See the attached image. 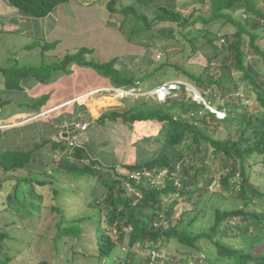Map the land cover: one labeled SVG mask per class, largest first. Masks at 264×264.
I'll return each instance as SVG.
<instances>
[{
    "label": "trees",
    "instance_id": "trees-1",
    "mask_svg": "<svg viewBox=\"0 0 264 264\" xmlns=\"http://www.w3.org/2000/svg\"><path fill=\"white\" fill-rule=\"evenodd\" d=\"M68 1L7 0V4L23 17L43 19ZM131 2L117 9L116 0H110L108 9L147 22L136 5L148 4L151 0ZM155 21L176 25L177 41H188L192 55L202 48L211 49L212 54L203 55L206 69L217 63L222 77L181 71L188 83L205 93L207 103L223 110L226 116L223 120L217 119L201 103L192 102L184 89L165 103L148 98L129 109L105 112L88 131L92 128L94 135L114 140L112 144L104 141L97 145V148H106L107 158L112 157L109 153L119 157L125 147V143L115 142L120 137L116 132L119 126H126L136 139L140 133L134 128L150 130V135L135 140L133 145L143 152L153 145L155 148L149 151L155 155L133 164L117 161L104 167L84 147L70 145L67 139L43 141L35 151L50 144L52 151L60 152L54 171L66 176L94 178L99 183L98 193L93 190L88 203L97 219L84 216L72 220L62 235L81 240V226L89 221L95 243L91 257L110 258L120 244L125 248V258L117 264H152L148 257L152 250L162 255L154 264L172 261L264 264V10L252 0H210L208 17L201 11L183 17L162 9L156 13ZM192 30L203 39L201 47L193 43L194 35L189 36ZM92 53L91 49L81 48L53 63L42 62L32 67L15 61L9 69L0 68L5 78L4 88L22 90L21 83L25 79L44 84L56 74L68 73L72 65L90 68L121 87L138 88L139 79L124 77L115 68L116 60L101 63L89 57ZM254 58L258 66L252 64ZM233 73H237V77ZM240 92L251 104H257L261 112L255 116L248 113L241 105ZM2 105L4 103L0 107ZM217 129L225 130L226 136L209 134ZM36 153H0V170L9 174L4 182L19 180L38 186L52 185V181H36L30 175L35 166L42 170L48 166L49 161L38 159ZM18 172L27 175H11ZM133 174H138L137 180L132 178ZM214 196L220 201H231L232 207L216 208L211 223L202 229L199 223L205 214L203 202ZM179 206L187 207L178 214ZM7 239L8 235L0 231V264L11 262L10 256L3 255V243ZM200 243L209 247L203 251ZM142 251L145 252L143 262L138 257Z\"/></svg>",
    "mask_w": 264,
    "mask_h": 264
},
{
    "label": "rangeland",
    "instance_id": "rangeland-1",
    "mask_svg": "<svg viewBox=\"0 0 264 264\" xmlns=\"http://www.w3.org/2000/svg\"><path fill=\"white\" fill-rule=\"evenodd\" d=\"M252 1L259 8L264 10V0ZM4 2L6 3L7 0H0V8L3 9V12L6 10H4L3 7L5 4ZM120 4H129V2L123 0ZM62 9L63 13L65 12V8L61 7L59 8V14ZM201 13L208 17L209 5L204 7ZM71 15L72 12H69V16ZM238 15L239 14L237 13V16ZM73 16L76 15L74 14ZM105 17L106 20L110 22V25L117 26L119 24L120 20L115 18L110 19L109 13H106ZM242 17H244V14H242ZM5 19L8 20L9 17H6ZM5 23L6 25L4 27L0 25V68L9 69L14 65L15 61H19L21 66L28 67L38 66L42 62L53 63L59 59V55L62 56L67 52L55 49V54L53 53L51 56L42 57L40 55L41 47L47 46L48 44L46 45L45 42L28 36L23 22L10 20ZM133 32L137 33L132 36L130 28L128 26L124 27V33L127 37L129 36L133 39L153 38L152 43H154V45H163L164 47V49H162L163 51H161L162 54L157 53L155 56L156 66L154 71L142 74L140 78L138 77L140 86L144 91L151 90L165 81L181 79L189 82V80L185 78L181 69L195 75L202 74L205 76V74H210L216 78H220L223 75L220 66L217 63H212L210 67L206 69L207 62L203 55L205 53L212 54L211 49L208 47L202 48L200 51H197L192 55V46L188 41L179 40L175 43H167V41L157 39L154 29L146 28L145 21L143 20L136 23ZM193 35V40H195L193 43L197 47H201L203 39L198 36L197 31L195 30H192V33L189 36L191 37ZM169 44H171L170 47ZM25 47H28V50H26ZM46 49H48V46ZM74 51L75 49L73 48L68 52ZM256 61V58L252 60L254 66H258ZM173 65L180 69H175ZM232 75L237 77L238 74L233 73ZM226 82L227 80L225 79L224 83ZM4 83L5 78L0 74V90H3ZM238 97H240L241 105L244 106L251 115L255 116L261 112V108L257 104H251V101L249 102L243 98L242 92L239 93ZM128 98L131 99L132 106L137 103H142L143 101H148V97H141L139 100L136 99L137 97L128 96ZM128 98H122L121 101L125 102ZM125 105V109L131 107V105ZM88 128L89 127H87V129ZM134 130L139 131L140 133L137 137L138 139L146 137L148 134L150 135V130H147L146 128L143 129L137 127L134 128ZM116 132L119 133L120 137H117L115 142L125 143V147L122 145L124 149L122 148L123 151L119 157L117 155L116 160L119 164H133L137 160H146L155 155L149 151L155 148L153 145L145 148V153L134 146V141H137L138 139L129 132V129H127L126 126H119V129L116 130ZM94 134V130L91 128L87 132L76 134L75 139L71 141L69 140L68 144L76 146V143L80 145L82 142H89L90 146L83 145L82 147L87 150L90 156L93 159L100 160L104 167L112 165L113 162L106 161L102 158L104 157L103 153L107 152L105 151L106 148H103L102 146L97 148V145L104 141H108L112 144V141L114 140L109 139V137L106 138ZM209 134L223 138L226 136V131L217 129L212 133L211 130ZM9 135L8 139L10 143L13 139H16L15 137L17 133L10 131ZM2 148H4V150H13L12 147H9V144H5L4 147L0 144V151ZM42 152L44 155H39V157L42 158L41 160L44 162L49 161L48 166L45 167L44 170H42L40 166H35L34 173H31L30 175H32L36 181H52V185H50V183L45 184V186H38L32 182L29 183V181L19 182V180L4 182L5 177L9 176V174H4L0 170V178L2 181L0 182V231L8 235V239L3 243V255L7 254L11 257V262L9 264H117L122 262L125 258V248L120 244L110 258L98 260L95 257H91L95 252V243L93 227L88 225L89 221H85V224L81 226V230L83 231L81 240L62 235L65 230H68L72 220L84 216H91L93 217V220L97 219V215L90 212L91 209L88 208V203L92 200L91 194L93 190L98 193L99 183H97L94 178H88L85 176H66L62 175L61 172L54 171L53 169L58 162V154L51 153L47 148L43 149ZM109 154L113 157V153ZM49 156L52 157L51 160H49ZM45 157L48 158L46 159ZM103 171L101 172L105 173ZM11 175L24 177L27 174L24 172H18L17 174L11 173ZM52 176L54 178L56 177L57 179H55L57 181L51 180L50 178ZM53 190L56 192L53 193ZM231 203V201H220L217 196L211 197L208 201L203 202L202 207H205V214L202 221L199 223V225L202 226V229L207 228L208 224L211 223L213 212L216 208L229 209L232 207ZM51 207H55L56 210L51 209ZM185 207L179 206L178 214ZM59 222H61V227L57 228ZM112 237L115 239L114 233H112ZM200 247H202V250L204 251L209 245L200 243ZM135 249H138V247L136 246ZM138 257L140 261L143 262L145 259V252H140ZM170 264L179 263H174V261H172Z\"/></svg>",
    "mask_w": 264,
    "mask_h": 264
},
{
    "label": "crops",
    "instance_id": "crops-1",
    "mask_svg": "<svg viewBox=\"0 0 264 264\" xmlns=\"http://www.w3.org/2000/svg\"><path fill=\"white\" fill-rule=\"evenodd\" d=\"M109 1L69 0L43 19L22 17L4 2L3 7L6 10L3 12L0 8L2 20L0 25L4 27L5 22L10 20L23 22L28 36L48 44L46 50H43V47L47 46L41 47L42 57L51 56L55 49L67 51L65 54L73 48L91 49L93 53L89 57L101 63L116 60L115 68L124 77L139 79L142 74L154 71L155 56L157 53L162 54L164 47L154 45L153 38L127 37L124 27L128 26L133 36L137 33L133 32V29L138 20L133 15L112 13L108 9ZM122 1L116 0L117 9L132 4L131 0H126L129 4L122 5L120 4ZM209 3L210 0H151L148 4L136 5V7L139 13L147 18L145 27L154 29L157 39L175 43L179 36L178 27L171 23L156 24V13L163 9L188 17L193 12L202 11ZM61 7L65 8V12L63 13L62 9L59 14ZM69 12H72L71 16ZM106 13L110 14V19L120 20L119 24L110 25L106 20ZM74 14L76 16H73ZM6 17L9 19H5ZM17 62L20 65V62ZM21 86L22 90L8 91L5 88L0 90V104L4 103L0 107V144L2 147L9 144V147L13 148V150L2 148L1 153L37 152L36 155L38 154V159L41 160L39 155H44L42 150L47 148L48 151L59 156V151L54 152L49 149L50 144L35 150L43 141L58 142L61 139L71 141L75 139L76 134L87 132L89 129L81 131L75 127L72 131L68 129L69 125L87 124L89 127L105 112L120 111L125 109V104L131 105L130 98L127 97L125 103L115 96V90L125 87L115 84L111 79L99 75L90 68L77 65L69 67L68 73L56 74L44 84L25 79ZM137 89L144 91L140 83ZM10 131L16 132L17 135L16 139L9 143ZM83 145L90 146V143L82 142L80 145L76 143V146ZM103 154L104 160L113 163L117 161L116 154L113 153V157L109 158L106 156L107 152Z\"/></svg>",
    "mask_w": 264,
    "mask_h": 264
},
{
    "label": "built area",
    "instance_id": "built-area-1",
    "mask_svg": "<svg viewBox=\"0 0 264 264\" xmlns=\"http://www.w3.org/2000/svg\"><path fill=\"white\" fill-rule=\"evenodd\" d=\"M182 89H184V91L188 94L192 102L201 103L211 114L215 115L217 119L223 120L225 118L226 113L223 110H219L207 103L204 96L205 93H202L199 89L181 79L165 81L148 91H142L137 88H123L115 90L114 93L117 99H122L128 96L148 97L152 98L157 103H165L168 99L177 97ZM75 127L84 131L87 129L88 125L78 124L75 125ZM164 173L165 172H163V174ZM132 178L137 180L138 174H133ZM148 257L150 262L154 264L162 258V255H160L157 251L152 250L149 251Z\"/></svg>",
    "mask_w": 264,
    "mask_h": 264
},
{
    "label": "water",
    "instance_id": "water-1",
    "mask_svg": "<svg viewBox=\"0 0 264 264\" xmlns=\"http://www.w3.org/2000/svg\"><path fill=\"white\" fill-rule=\"evenodd\" d=\"M68 129L73 131V130L75 129V126H74V125H69V126H68ZM65 130H66V129H64V131H65Z\"/></svg>",
    "mask_w": 264,
    "mask_h": 264
}]
</instances>
